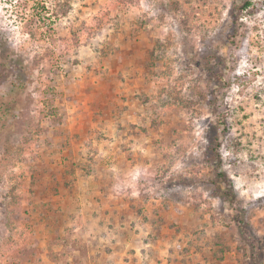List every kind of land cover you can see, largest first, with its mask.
<instances>
[{"label": "rangeland", "instance_id": "1", "mask_svg": "<svg viewBox=\"0 0 264 264\" xmlns=\"http://www.w3.org/2000/svg\"><path fill=\"white\" fill-rule=\"evenodd\" d=\"M241 1L0 0V264H264V0L234 40Z\"/></svg>", "mask_w": 264, "mask_h": 264}, {"label": "trees", "instance_id": "2", "mask_svg": "<svg viewBox=\"0 0 264 264\" xmlns=\"http://www.w3.org/2000/svg\"><path fill=\"white\" fill-rule=\"evenodd\" d=\"M252 5H253V0H242L240 4L234 3V5L232 6V10H231L232 23H233L232 36L234 40L237 39L239 36L240 28L242 26L241 17H242L243 11L246 9H249V7ZM8 60H10L9 64H7V67L9 68V70H11L12 68L15 69V71L14 70L12 71L14 72L13 76L15 78V86H17L20 90H23L25 83H24L23 78L21 77V73L17 71V69H19L22 66V62H20L18 58L14 56H9ZM223 64H225V62L222 59L218 58V63H216V65L223 66ZM210 68H214V67L211 66ZM221 69L222 68H220V71H219V66H217V69L214 68V70L216 71L215 80L217 84L219 83L221 84L224 80ZM9 75L10 73H7L6 71H0L1 80L5 79ZM223 120H224L223 122L224 125H226L225 119ZM219 123L214 122L212 125H210L209 134L211 136H210V144H209V154L212 157L211 162H213V165L215 166V180H217L218 182H221V184L224 185L223 190L221 191V196L222 198L227 200L232 206V208L236 211L234 219L238 223V227L240 228L241 232L245 236L246 233L248 232L247 230L250 226V222L247 221V217H246L247 211L241 205V202L236 196V192L234 190L233 183L230 177L228 176L226 171L223 169V156L220 152L221 145H222L221 137H220L222 124H219Z\"/></svg>", "mask_w": 264, "mask_h": 264}]
</instances>
